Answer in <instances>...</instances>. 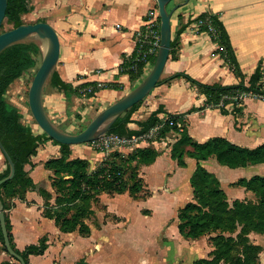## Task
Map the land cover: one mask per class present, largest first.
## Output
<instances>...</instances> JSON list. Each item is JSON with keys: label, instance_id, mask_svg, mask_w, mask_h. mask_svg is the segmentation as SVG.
<instances>
[{"label": "crops", "instance_id": "crops-1", "mask_svg": "<svg viewBox=\"0 0 264 264\" xmlns=\"http://www.w3.org/2000/svg\"><path fill=\"white\" fill-rule=\"evenodd\" d=\"M174 1L172 2L174 5H179L185 0L175 3ZM30 4L32 11L22 16L26 23H46L58 37L59 59L54 71L62 82L74 89L85 83L122 87L121 91L102 89L91 99L59 92L53 88H49L47 93L43 90L42 103L47 117L57 128L67 133L66 124L73 122L76 114H82L84 109L82 105L87 111L98 109L99 112L123 97L131 84L127 75L120 74V66L125 58L135 52L137 36L144 27L148 12L157 8L156 1L30 0ZM206 12L217 16L223 23L244 76L249 77L259 63L264 68V0H188L172 15L171 39L173 40L180 25ZM196 24L197 22H192L180 34L175 58L171 59L169 56L162 77L170 79L175 74H184L208 85L237 84L238 79L217 53L218 46ZM150 69L151 65L148 64L144 77ZM203 102L204 97L189 81L183 77L173 78L154 88L142 100L131 120L134 123L144 122L159 107L163 108V113L159 114V118L163 120L164 116L182 115L194 107L201 106ZM181 120L182 122H179L182 123V129H185L192 141L198 144L211 138H224L231 144L248 149L264 144V102L260 100L245 99L242 114L237 119L231 114L222 115L218 109L208 107L185 115ZM134 123L130 124V128L136 130L137 126ZM158 135L136 146L115 151L123 156L136 149L153 148L157 151L158 157L151 165H140L138 168L137 174L143 184V193L147 194L142 201L152 199L156 195L168 201L167 208H177L178 211L192 201L189 179L195 170L196 162L185 158L186 167L180 168L170 158L171 147L179 139V133L170 132L163 138H158ZM70 150L71 158L88 161L91 171L96 169L105 155L93 150L92 143L72 146ZM58 156L59 147L51 141H44L37 154L24 166V171L34 183V188L28 189L21 198H13L11 207L4 214L8 218L13 243L18 251L38 244L43 238L46 239L47 249L44 254L29 256L27 264H76L79 261L90 264V255L97 251L96 246H91L96 244L92 238L104 225L98 224V227L92 228L88 223L90 220H87L86 224L90 229L88 236H82L78 231L63 233L54 221L46 218L44 214L49 208L47 204L55 207V194L51 187L52 173L44 168V163ZM201 166L219 181L229 206L236 200L254 201V196L250 192L232 186L233 183L239 179L248 180L254 176H264V165L248 166L238 168L237 171L247 173L248 178H238L224 183L217 174L225 172L218 167L220 165L215 158H209L202 162ZM5 169L6 160L0 152V173ZM229 188L235 189V192L228 191ZM124 194L131 198L127 192ZM166 194L168 195L165 196ZM104 195L106 194H101L99 200ZM94 208L95 206L93 210ZM94 216L95 211L92 218ZM174 227L178 240L187 241L178 233L177 217ZM203 238L208 240V237ZM248 239L261 248L260 259V256L264 255V236L250 233ZM3 248L0 243V263L13 262ZM211 251L212 247L209 245L207 257L204 259L209 258ZM196 260L198 259H194L193 262Z\"/></svg>", "mask_w": 264, "mask_h": 264}, {"label": "trees", "instance_id": "trees-1", "mask_svg": "<svg viewBox=\"0 0 264 264\" xmlns=\"http://www.w3.org/2000/svg\"><path fill=\"white\" fill-rule=\"evenodd\" d=\"M173 6L171 2L167 10L170 11ZM31 11L30 0H7L4 23L11 25L13 29L17 28L23 24L21 17ZM194 21L203 23L200 30L207 33L211 41L218 46L217 53L225 60L238 83L229 86L208 85L184 74H175L170 79H160L158 85L173 78L183 77L204 97L201 106L194 107L182 115L167 116L182 122L183 116L210 107L218 109L222 115L231 114L237 119L242 114L244 98L264 100V68L259 63L249 77L242 74L223 23L209 12L202 13L192 20L188 19L184 25H180L171 40L169 52L171 59L175 58L180 34ZM208 26L213 31L208 32ZM137 49L138 45L135 52L125 58L120 66V74L127 75L132 85L142 80L148 64L153 65L156 58V55L142 57ZM40 53L38 44L26 42L12 45L0 53V143L14 165L12 180L0 186V200L5 212L11 207L13 198H21L28 189L34 188V183L24 171V166L37 154L44 141H51L59 147V156L46 161L44 168L52 173L51 187L55 194V207L47 204L49 208L44 214L46 218L54 221L61 232L78 231L80 235L88 236L90 229L86 221L94 215L93 206L98 204L101 194L113 196L127 192L133 199L138 195L143 196V199L147 197V194L143 193V184L137 172L140 165H151L158 157V152L153 148L136 149L123 156L117 151H112L94 171H91L88 161L71 158L70 146L55 143L44 133L35 134L30 127L23 125L20 110L8 104L5 96L15 80L35 68L36 58ZM48 83L59 92L85 96L87 99L94 98L102 89L122 90V87L117 85L95 83H85L74 89L62 82L55 71ZM141 102L120 116L107 134L123 138L138 137L160 124L164 125L159 131L158 138H163L170 132L179 133V139L171 147L170 158L180 168L186 167L185 158L193 159L196 167L189 179L192 201L178 209L177 230L185 240L195 241L208 237L212 247L208 259H198L192 264H260L261 248L252 244L248 235L254 233L264 236V176H254L248 180L239 179L233 183L232 186L250 192L254 196V201L236 200L229 206L219 181L213 174L208 173L201 163L213 157L220 166L229 169L264 165V144L248 149L231 144L224 138H211L202 144L195 143L185 129L178 131L175 127H169L167 121L159 118V114L163 113L162 107L152 113L146 121L134 123L131 118ZM132 123L136 124V130L130 128ZM126 169H131L130 180H133V184L124 179ZM8 173L9 167L6 162V169L0 173V180L7 177ZM45 199H48V195ZM4 216L11 248L23 258L25 264L29 256L44 254L47 249L44 238L38 244L18 251L13 243L8 218L5 214ZM0 243L3 246L1 231ZM4 251L6 252L5 249ZM0 264L19 263L13 259L11 263ZM76 264L86 263L79 261Z\"/></svg>", "mask_w": 264, "mask_h": 264}, {"label": "rangeland", "instance_id": "rangeland-1", "mask_svg": "<svg viewBox=\"0 0 264 264\" xmlns=\"http://www.w3.org/2000/svg\"><path fill=\"white\" fill-rule=\"evenodd\" d=\"M172 5L174 4L172 3ZM21 22L28 24L24 17H21ZM11 29H13L11 25L3 22L0 32ZM25 42L36 43L39 45L40 51L42 50V43L35 38L27 39ZM41 59L42 53L36 58L35 68L15 80L8 88L5 96L8 104L16 106L20 110L22 114L21 123L30 127L35 134H40L42 131L37 127L30 114L27 95ZM162 79L164 78L161 76ZM48 81L44 86V93H47L51 88ZM139 83L131 84L123 97L135 89ZM245 99L250 98H244L243 101ZM251 99L259 100L257 98ZM82 109V114H76L77 117L74 121L66 124L67 134L75 135L81 132L100 112L98 109L87 111L84 105H82ZM164 120L165 118H163ZM101 142L99 139L95 143L101 144ZM92 147L94 150L95 145ZM218 167L225 172H218L217 174V177L221 178L224 183L249 176L245 172H237L238 169L231 170ZM130 172L131 169L125 170L124 179L133 184V180H130ZM152 180L155 181V179ZM227 190L235 192V189L232 188ZM142 199L143 196L141 195L136 196L133 200L127 194L115 195L114 197L106 194L99 200L100 202L94 208L95 216L91 217L88 223L92 228L98 227V224L99 226L103 224L104 227L99 232L94 231L96 233H94L92 240L96 244L91 246H96L97 251L90 255V264H192L194 259L207 257L206 251L210 245L207 238L197 241H184L178 240L176 237L175 232L177 234V231L173 225L176 220L177 208H167L168 201L160 199L156 195L147 201H142ZM260 264H264V255L260 256Z\"/></svg>", "mask_w": 264, "mask_h": 264}, {"label": "water", "instance_id": "water-1", "mask_svg": "<svg viewBox=\"0 0 264 264\" xmlns=\"http://www.w3.org/2000/svg\"><path fill=\"white\" fill-rule=\"evenodd\" d=\"M159 16V47L157 50L155 62L145 78L129 94L100 111L89 124L78 134L70 135L59 130L47 117L42 103V94L46 82L51 77L59 59V40L56 33L46 23L38 22L33 24H22L17 28L6 32H0V53L8 47L25 42L27 39L35 38L45 45L41 50V63L34 74L30 84L27 103L30 114L37 127L55 143L66 146H78L93 143L106 135L116 120L127 110L144 100L150 92L158 86L167 60L169 58L172 30L171 18L173 13L184 3L174 5L170 11L167 6L174 0H155ZM7 0H0V30L5 19ZM0 152L4 156L9 173L7 177L0 180V186L14 176V165L0 143ZM0 231L3 238V246L6 253L19 264H25L23 258L15 253L11 248L3 211V205L0 200Z\"/></svg>", "mask_w": 264, "mask_h": 264}, {"label": "built area", "instance_id": "built-area-1", "mask_svg": "<svg viewBox=\"0 0 264 264\" xmlns=\"http://www.w3.org/2000/svg\"><path fill=\"white\" fill-rule=\"evenodd\" d=\"M196 25L198 28H200L203 23L197 22ZM143 26L144 27L142 31H140L137 36V52L142 55V57L154 56L157 54V50L159 47V16L157 8L148 12ZM208 27V32L213 31L210 26ZM261 101L264 102L263 99ZM163 118H165V122H168L169 127H175L178 131L182 130L183 126L181 122L175 121L174 119L169 118L168 116H164ZM163 125L164 124H160L155 128L151 129L148 133L132 138H123L113 134H106L102 138H100V140L102 141L101 144H96L95 142L97 141H95L92 143V146L95 145L94 148L96 149V151L99 150V152L105 154V158L110 152L115 151L117 149L136 146L140 142H146L149 139L156 138Z\"/></svg>", "mask_w": 264, "mask_h": 264}, {"label": "bare ground", "instance_id": "bare-ground-1", "mask_svg": "<svg viewBox=\"0 0 264 264\" xmlns=\"http://www.w3.org/2000/svg\"><path fill=\"white\" fill-rule=\"evenodd\" d=\"M44 49H45V45L42 44V50H44Z\"/></svg>", "mask_w": 264, "mask_h": 264}]
</instances>
